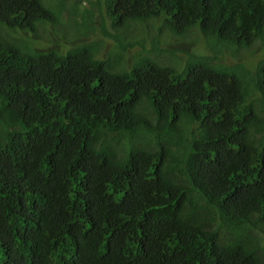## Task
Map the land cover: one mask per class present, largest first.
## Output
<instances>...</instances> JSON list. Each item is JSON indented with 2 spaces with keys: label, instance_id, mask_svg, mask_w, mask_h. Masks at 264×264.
<instances>
[{
  "label": "trees",
  "instance_id": "trees-1",
  "mask_svg": "<svg viewBox=\"0 0 264 264\" xmlns=\"http://www.w3.org/2000/svg\"><path fill=\"white\" fill-rule=\"evenodd\" d=\"M65 1L0 0V264H264V0ZM93 8L198 47L23 42Z\"/></svg>",
  "mask_w": 264,
  "mask_h": 264
},
{
  "label": "rangeland",
  "instance_id": "rangeland-1",
  "mask_svg": "<svg viewBox=\"0 0 264 264\" xmlns=\"http://www.w3.org/2000/svg\"><path fill=\"white\" fill-rule=\"evenodd\" d=\"M88 1L90 0H80L79 2V7L82 9L84 7L89 8L90 4ZM66 6H71L72 0H66L65 1ZM94 10V8H93ZM69 10L65 11L63 14L66 17V22L63 24V22L59 25H55L53 23H44L41 24V26L38 29V34L36 36H34L33 39L29 40H24L22 37V39L24 40L23 42H26V45L30 47H43L46 48L48 42L46 41L48 36H51V38L56 37L57 39H60L59 42L56 44L55 47L57 48H65L66 47H71L70 43L71 42H80L83 40H87V41H95V46L97 47L96 51L97 53L102 56V57H108L112 51H116L119 53V50L122 46H126L125 48V52L122 53V59L124 61V59H129L131 58L133 55V53L137 50L140 49V46L138 45H130L129 43L135 38V34L138 32L140 33L135 27L132 29V31L129 32V34L125 37H122V32L121 34L116 37L113 38L111 37V35H115L117 34V30L116 29H112L111 26H107L108 30L107 32H103L102 30V26L100 25L101 20L100 17L98 16L96 9L94 10L95 13V17L93 22L95 23V27H93L92 29H86L84 26L80 25L78 22H76L72 16H70L71 14L68 13ZM77 19L79 21L82 22V18L81 16H77ZM159 22H149L147 24V29H148V38L147 40H144V36H145V32L142 29V33L143 35L140 33L141 37L143 38L145 45H146V49L147 51H149V43L147 41H149L150 37L153 36V34L157 33L158 37L161 39L162 44L167 46V42H169L168 46L170 44H173L175 47H179L182 48L183 50H185L186 52H192L191 46L192 48L196 45V48L198 47V43L194 44L191 41H186V40H182L178 37H172L169 33L166 32L165 29H161L159 28ZM54 25V26H53ZM54 27V28H53ZM50 30V34L49 31ZM76 30L78 31V33L76 35H74V31ZM44 31V32H43ZM52 31H53V36H52ZM65 33V34H63ZM10 37L8 38L9 40H13L18 42L20 39L18 37H16V33L10 32L9 33ZM23 36V35H22ZM13 38V39H12ZM122 38V39H121ZM119 42H124L123 44H121V47H119ZM258 53H260V49H256ZM178 54H182L181 51L177 52ZM117 53H114L113 56H115ZM128 54L130 56H128ZM128 56V57H127ZM163 56V54H162ZM115 58V57H113ZM112 60V59H111ZM113 61V60H112ZM122 61V62H123ZM227 62V61H226ZM230 62V61H229Z\"/></svg>",
  "mask_w": 264,
  "mask_h": 264
}]
</instances>
